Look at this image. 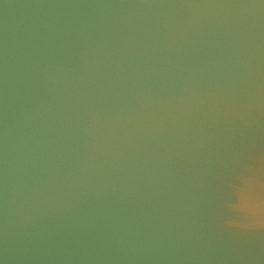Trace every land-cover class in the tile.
I'll return each instance as SVG.
<instances>
[{
    "label": "water",
    "instance_id": "water-1",
    "mask_svg": "<svg viewBox=\"0 0 264 264\" xmlns=\"http://www.w3.org/2000/svg\"><path fill=\"white\" fill-rule=\"evenodd\" d=\"M262 156L264 0H0V264H264Z\"/></svg>",
    "mask_w": 264,
    "mask_h": 264
},
{
    "label": "clouds",
    "instance_id": "clouds-1",
    "mask_svg": "<svg viewBox=\"0 0 264 264\" xmlns=\"http://www.w3.org/2000/svg\"><path fill=\"white\" fill-rule=\"evenodd\" d=\"M261 160L264 161V156L261 157ZM248 173L247 176L238 179H243L256 191L247 202L240 205L232 201L226 202L225 207L229 210V215L224 219V227L227 229L264 231V166L259 171L249 168Z\"/></svg>",
    "mask_w": 264,
    "mask_h": 264
}]
</instances>
